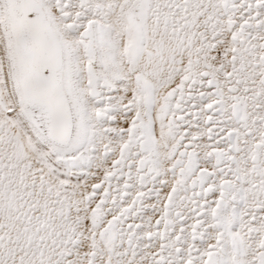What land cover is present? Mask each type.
Here are the masks:
<instances>
[{
  "label": "snow or ice",
  "instance_id": "1",
  "mask_svg": "<svg viewBox=\"0 0 264 264\" xmlns=\"http://www.w3.org/2000/svg\"><path fill=\"white\" fill-rule=\"evenodd\" d=\"M0 264H264V0H0Z\"/></svg>",
  "mask_w": 264,
  "mask_h": 264
}]
</instances>
